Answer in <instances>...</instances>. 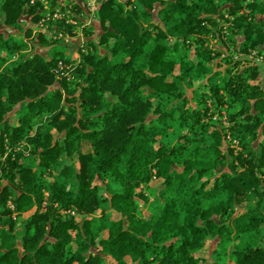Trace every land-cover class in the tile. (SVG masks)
Listing matches in <instances>:
<instances>
[{
  "label": "trees",
  "instance_id": "1",
  "mask_svg": "<svg viewBox=\"0 0 264 264\" xmlns=\"http://www.w3.org/2000/svg\"><path fill=\"white\" fill-rule=\"evenodd\" d=\"M45 1L0 0V264H264V0Z\"/></svg>",
  "mask_w": 264,
  "mask_h": 264
},
{
  "label": "rangeland",
  "instance_id": "2",
  "mask_svg": "<svg viewBox=\"0 0 264 264\" xmlns=\"http://www.w3.org/2000/svg\"><path fill=\"white\" fill-rule=\"evenodd\" d=\"M76 1H78L83 7H86V8L88 9V6H87L85 0H82V1L76 0ZM78 2H76V3H78ZM65 4H67V2H65ZM44 6H45V9H47L48 11H49L50 8L52 7L50 1H45ZM157 7H158V6H157ZM69 9L72 10L71 7H70ZM73 12H74V14H75L76 16H80V17L83 16V17H86L85 14L78 13L77 10H76V11H73ZM71 19H72V18H71ZM71 19H70V20H71ZM70 22L72 23L73 21H70ZM33 30H34V33H33V35H32V39H31L30 47H29V49H28V53L32 52L33 48H36V47H37V49H38L39 51H41L42 53H45L47 49H46L45 47H43V48L40 47V46H39V43L37 42V39H36V35H35V34H36V32L38 31V28H37L36 26H33ZM3 31L7 34V33H10L12 30H10V29H8V28H3ZM74 33H75V32H74ZM102 33H103V31H102V29H101L99 23H98V22H95V33H94V38L96 39V41H98L97 38H98ZM81 38H83L82 27H78L77 30H76V35H75L74 37H68V38H66L65 40H63L62 38H60V36L57 37V39H56V38H55V39H54V38H53V39H52V38H48V39H49V42L54 41V40H55V41L59 40V41H61V42H65V43L69 46V48L71 47V48H70V51H66L65 57H66V59H69L70 61H74V62H75V65H76V62H77L76 59H78V57H79V53L77 52V51H78V47H77V46H78V44H79ZM77 39H79V40H77ZM72 40H73V41H74V40H77L78 43H76V42H71ZM212 44L215 45V41H213ZM102 53L104 54L105 52L102 51ZM254 60L257 61V62L259 63L260 66H262V70H263V72H264V62H262V59L254 58ZM74 62H73V63H74ZM262 82L264 83V80H261V83H262ZM17 109H19V106H18L15 110H17ZM8 118H9L10 120H12L13 122H16V123H17L18 117H17V115H16V112H13V113L9 114ZM158 185H159V182H153V183H151V186H152L153 188H156ZM145 215H146V217H150V216H151L149 213H145ZM105 236H107V233H105ZM244 241H245V239L240 240V241H236L235 244H239V243L244 242ZM214 247H215V245L209 244V245L207 246L206 251H203V252L200 254V256H201L203 259H208V258H209V253H210L211 250L214 249ZM127 260H128V262H130V259H129V258H127ZM224 260L227 261V263H228V262L230 263V261L228 260V257L225 258ZM106 262H107L108 264H116L115 261H114V259H113V257H112L111 255H107V256H106ZM206 264H211V262L208 260V262H207Z\"/></svg>",
  "mask_w": 264,
  "mask_h": 264
},
{
  "label": "built area",
  "instance_id": "3",
  "mask_svg": "<svg viewBox=\"0 0 264 264\" xmlns=\"http://www.w3.org/2000/svg\"><path fill=\"white\" fill-rule=\"evenodd\" d=\"M104 1L105 0H85L86 4L88 6V9L85 7L86 15H87V17L85 18V24L86 25H90L96 19L98 10ZM42 2L45 3V0H42ZM46 16L47 17L42 21V25L44 23H46L47 21H49L51 18L62 19L65 17V15L59 11H57V13H55V14L48 13ZM72 23H75V22H72ZM59 36H60V38H62L61 35H59Z\"/></svg>",
  "mask_w": 264,
  "mask_h": 264
},
{
  "label": "crops",
  "instance_id": "4",
  "mask_svg": "<svg viewBox=\"0 0 264 264\" xmlns=\"http://www.w3.org/2000/svg\"><path fill=\"white\" fill-rule=\"evenodd\" d=\"M77 40H79V39H77ZM77 40H74V41L72 40L71 42H76V43H78ZM70 48H71V47H70ZM70 48H69L68 51H70ZM77 52H78V51H77Z\"/></svg>",
  "mask_w": 264,
  "mask_h": 264
}]
</instances>
